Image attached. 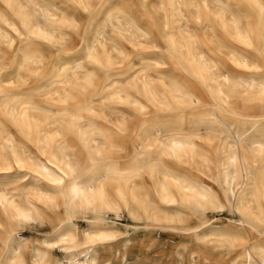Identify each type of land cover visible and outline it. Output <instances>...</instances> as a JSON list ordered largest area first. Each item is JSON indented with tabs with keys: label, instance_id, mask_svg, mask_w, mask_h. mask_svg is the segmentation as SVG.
I'll list each match as a JSON object with an SVG mask.
<instances>
[{
	"label": "bare ground",
	"instance_id": "bare-ground-1",
	"mask_svg": "<svg viewBox=\"0 0 264 264\" xmlns=\"http://www.w3.org/2000/svg\"><path fill=\"white\" fill-rule=\"evenodd\" d=\"M54 1L0 0L13 14L8 17L0 8V45L12 48L17 37L12 28L25 34L27 24L51 37V43L39 42V46L45 43L63 51L49 67L55 77L33 91H28L33 86L27 85L23 74L31 66L44 67L48 57L44 52L33 63L22 60L17 65L18 48L10 71L0 75V168L12 169L0 175H19L23 170L33 177L27 187L26 181L0 185L7 198L0 203V259L14 247L9 264H113L109 256L114 248L118 264H165L142 255L155 243L151 234L158 230L183 238L161 253L177 258L173 264L184 251L187 264H251L264 248V195L258 192L264 169L253 155L258 148L252 147L264 142L260 8L252 0H139L140 9L159 27L162 44L179 70L176 76H163L158 70L153 76L141 69L121 83L114 78L120 73L112 71L114 55L121 50L104 23L114 24L118 35L130 39L147 35L133 15L134 3L86 0L104 23L90 24L80 40L81 51L70 54L68 31L76 30L79 23L60 12ZM9 2L11 9L6 7ZM148 2L153 3L151 8ZM256 2L264 4V0ZM194 23L210 25L209 32L199 35L191 28ZM231 44L255 50L258 59L229 48ZM222 52L250 73L234 75L223 69L215 60ZM164 58L152 60V66L159 68ZM103 68L106 73L100 80L98 72ZM49 69L39 74L41 80ZM39 94L48 103H42ZM149 107L174 113L141 120L136 124L138 137L132 141L125 108L144 112ZM123 149L126 156L120 158ZM233 156L235 164L230 162ZM17 164L23 168H16ZM36 173L40 178H35ZM71 177L78 180L69 184ZM57 178L65 183L53 185ZM223 209L236 216L225 227H216L213 213ZM107 213L128 221L109 220ZM82 217L84 228L79 230L76 221ZM39 218L52 225L45 249L51 243L65 247L64 260L39 252L20 235V224ZM131 230L141 233L139 239L129 236ZM101 235L114 239L90 243Z\"/></svg>",
	"mask_w": 264,
	"mask_h": 264
},
{
	"label": "rangeland",
	"instance_id": "rangeland-1",
	"mask_svg": "<svg viewBox=\"0 0 264 264\" xmlns=\"http://www.w3.org/2000/svg\"><path fill=\"white\" fill-rule=\"evenodd\" d=\"M130 1L134 3L133 15H136L135 18L140 23L141 28L145 32H148L147 35L149 36V37L147 35L140 36V37L138 36L139 38L136 36V39H135L136 42H135L134 39H132L134 37H132L130 39L129 36L123 37V36L118 35L117 31H116V28H115V25L110 23V22L104 23V19L100 15L96 14V8L92 9V10H89L88 12H84L82 9L77 8L70 0H56V1H54L56 4L58 3L57 4V6H58L57 8H58V10L60 12L64 11L63 13L68 14L69 16L73 17L79 23V26H78V28L76 30L68 31V33H69V42H68V44L71 43V45H69V47H71V49H70V52H68V53L73 54L76 51H81L82 42L80 40H81V37L83 35H85L87 32H89V25L90 24H92L94 22L104 23V28H105L106 33L113 39V41L116 44L118 43L117 45L119 46V48L121 50V52L119 54H115V53H114L115 55L113 54L114 57H116V55H117V57L114 59V67H113L112 71L113 72L117 71L118 73H120V75H115L114 76L115 79L118 78L121 83H125L132 75H134L136 73H139V71L141 69H146L150 73H153L152 74L153 76H155V74L157 73L155 71H157V70L161 71L159 73L161 75H163V76H165V75L176 76L178 74L179 65L174 60V58H172V56L168 53V51L166 49V45L162 44L164 41L162 39V36L159 35L160 34L159 27H157L156 24L153 21H151V20H149L147 18V15L145 14V10L144 9H142V8H141L142 10L140 9L139 0H130ZM152 5H153L152 2H148L147 3V7L148 8H151ZM0 8L2 9V11L8 17H12L13 16V14L11 12H9V10H7L1 3H0ZM61 9H62V11H61ZM137 11L140 12V14H138ZM144 25H146L147 27H145ZM82 26H83V28H82ZM201 26H199V25H197L195 23L191 24V28L193 30H196V32L199 35L202 36L204 34V32H209L210 25H201ZM202 30H203V33H202ZM75 31H76V33H74ZM91 31L93 32V30H91ZM82 32H83V34H81ZM78 36L80 37V39H79ZM125 38L128 39L129 42L128 41L126 42ZM15 39H16L15 40L16 43L14 44V46L12 48L7 47L6 45H0V47L2 49L1 50V58H0V75L1 74H6V73H8L10 71L12 62H13L16 54H17V50H18V48L21 47V45L23 43L19 39V37H16ZM128 43L130 44V46H129ZM133 44H135V45H133ZM156 44H158V45H156ZM40 46L43 49H46V51H44V53L48 57H46V63L44 65V67L36 68L34 66H31L24 72L23 76L27 80L26 82H27V85H29V86H34L35 84L42 82V80L39 77L32 75L33 73H39L40 74V73L46 72L49 69L52 61L58 55H62L63 54V51L61 50V48L59 46H51V45H48V44H45V43H41ZM126 46H128V47H126ZM230 46H229V48H231V49L234 48V50L237 47V49H236L237 51H241V52L243 51V53L246 54L252 60L253 59L254 60L258 59V53L255 50L246 49V48L242 50V48H239L238 45H235V44H233V45L231 44ZM212 49L214 51H216L214 47H212ZM238 49H241V50H238ZM224 53H226V51H224ZM224 53L223 52L222 53H218L219 55L215 57L216 58L215 60L217 61V63L223 69H225V70L228 69L234 75H239L240 74V75H243V76H247V74L250 73L248 70L243 69V68L231 63ZM255 53H256V55H255ZM159 56L162 59L165 57L164 58L165 59L164 63L162 65L158 66L159 68H157L155 66H152L153 65L152 60L159 59L160 58ZM118 59H119V61H118ZM132 60H133V62H132ZM135 64H138V65H135ZM176 66H178V67H176ZM226 66H227V68H226ZM161 67H163L164 69L161 68ZM165 67H166V69H165ZM170 69H171V71H170ZM164 70H167V71H164ZM238 70H240V71H238ZM243 71H244V73H243ZM260 71H258V72H260ZM168 72H171L173 74H170ZM105 73H106V69L103 68V69L99 70L98 75H99V79L100 80L103 78ZM122 77H123V80H122ZM17 84L19 85L18 82L16 83V85ZM38 98L41 99L42 103H44V104L48 103L47 99L44 96H42L41 94L38 95ZM125 110H126L125 111L126 117L128 116L127 114H129V116L127 118L129 120V122H128L129 124L128 125L130 126V132H131V135H132L131 136V140L132 141H134L138 137V135H136L138 133L137 130H136L137 129V125L136 124H138L141 120L147 119V117L148 118H154L155 116H157V114L158 115L162 114L161 116H168V115L172 116L173 113H174L173 111L172 112L168 111L166 113H165V111L164 112L163 111L162 112L161 111H157L156 109H154L152 107L146 108L144 110V112H137L135 110H130L128 108H125ZM122 111L124 112V108H123ZM152 111H153L154 115H153ZM164 114H166V115H164ZM114 117H115V115H111V118H114ZM129 117H131V119ZM29 152L32 154V156L36 155L34 153L33 147H31V146L29 148ZM119 156H120V158L121 157L122 158L125 157L126 156V150L123 149L119 153L118 157ZM177 167L178 166L172 165V168H177ZM7 174H9V173H7ZM7 174H6V176H7ZM144 183L147 184V185L150 184V181H149V179L146 176L144 178ZM20 184L14 183L13 185L16 186V185H20ZM82 216H84V215H82ZM105 216L109 220H113L114 219V221L117 222V223H125V222L128 221L125 217H123L121 215L116 217L112 213H107V214H105ZM213 216L215 218V221H214L213 224L216 227H225L226 225H228V221L233 219V218H235L236 215L232 211H230L228 209H223L220 212L213 213ZM76 225L78 226L79 230L83 229L84 228V218L82 217L81 219H78V221H76ZM50 226L52 227V225L50 224L49 220L45 219V218L29 220V221L24 222V223L19 225V233H20V235L24 236L27 240H29L31 242V244L33 246H35L39 252H45L52 259L64 260L65 247L58 246V244H56V243H51V245L49 246V248L47 250L44 247L45 246L44 242L52 234V228ZM129 236L133 240H136V239H139V237L141 236V233L135 232L134 230H131V231H129ZM151 236L153 237V240H154L155 243L150 245L147 249L143 250L142 255L143 256H147V257H149L151 259L158 258L162 262H164L165 264H173L174 263L173 261L175 259H177V258L172 257V255H170V256H168V255L167 256H161V253L163 252V250H167L170 245H174L175 243L182 241L183 238L181 236H179V235H175V234H172L170 232H166V233H162L161 232L159 234L158 230H153ZM163 245H166L167 247H163ZM113 252H114V248H110V256L109 257H110V259L112 258L111 261H112L113 264H118L117 263L118 262V258L114 255ZM187 254H188L187 251L182 252L181 253V257L178 260L177 264H187V262H188Z\"/></svg>",
	"mask_w": 264,
	"mask_h": 264
},
{
	"label": "snow or ice",
	"instance_id": "snow-or-ice-1",
	"mask_svg": "<svg viewBox=\"0 0 264 264\" xmlns=\"http://www.w3.org/2000/svg\"><path fill=\"white\" fill-rule=\"evenodd\" d=\"M253 6L260 8L262 14H264V4L257 3L256 0H252ZM77 8L83 9L84 12L89 11V5L87 4L86 0H79V3L75 4ZM6 7L11 9L13 8V4L11 2L6 4ZM264 18V17H262ZM53 21L56 20L55 17H51ZM25 34H21L20 31H17L15 27L12 28L14 32H16L17 37L23 42L20 49H19V56L16 59V64L19 65L21 61L23 60L25 64H30L35 61V59L40 55L41 52L46 51V49H43L41 46H39V42H46L51 43V37L48 36L46 31H42L40 28L32 29L29 25H24ZM13 44H15V41H12ZM251 47V45H249ZM89 60H92V56L89 55ZM95 63L99 64V61H94ZM103 67V65H100ZM15 69L13 68V71ZM11 75V73H9ZM32 75L39 77V73H33ZM56 72L53 69H49L48 75L42 80L41 83H37L33 86V88L28 89V91H33L35 89H38L42 86H44L47 83H50L51 80L55 77ZM6 78V77H5ZM255 85H253L254 87ZM9 87H15V85L10 84ZM261 92L259 97V102L261 104H264V84H261ZM253 149H257L258 151H253L254 156H258L261 160V167L264 169V142H262L260 145H253ZM232 164L236 163V158L233 156L230 161ZM247 163V161H245ZM16 168L22 169L23 166L20 164L16 165ZM11 168L3 169L0 168V173L3 172H11ZM101 175H103V172L101 171ZM35 178H40V174L36 173ZM43 179H47V177H44ZM78 180V177H71L69 178L68 182L69 184H72ZM15 181L16 184H20L22 181H26L27 183L24 184V187H27V184H31L33 181V177L29 176L27 172H24L23 170L20 172L19 175H9L7 177L0 175V185H11V183ZM51 183L53 185H62L65 183L64 179L57 178L55 180H52ZM49 191L52 189L49 188ZM258 192L261 195H264V181L261 182V187L258 189ZM7 198L5 197V194L3 192H0V203L5 202ZM22 219H28L26 215L21 216ZM114 239L112 236H97L93 237L90 240L91 244L97 243L98 241L103 240H111ZM87 247V246H85ZM15 252V248L8 250L6 255L0 259V264H9V261L11 260V257L13 253ZM12 264H21L19 261H12ZM251 264H264V248L259 249L258 251V258L251 261Z\"/></svg>",
	"mask_w": 264,
	"mask_h": 264
}]
</instances>
